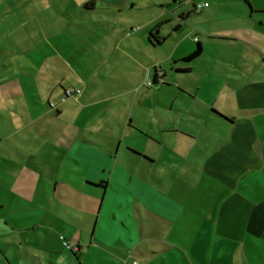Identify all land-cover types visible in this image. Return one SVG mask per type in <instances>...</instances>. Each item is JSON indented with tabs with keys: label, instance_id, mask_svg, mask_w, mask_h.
Segmentation results:
<instances>
[{
	"label": "rangeland",
	"instance_id": "rangeland-1",
	"mask_svg": "<svg viewBox=\"0 0 264 264\" xmlns=\"http://www.w3.org/2000/svg\"><path fill=\"white\" fill-rule=\"evenodd\" d=\"M205 1L213 9V21L205 27L183 25L173 33L171 25L177 21V13L172 12L175 4L171 0H143L147 7L138 12L137 23L141 26L151 22L149 27L157 26L160 34L166 36L148 54L140 49L133 52L126 44L133 32L127 34L120 26L112 27V21L102 22L98 29V25L91 26L92 22H84L78 15L66 21L61 11L52 6L53 9L45 6L46 10L42 9L44 6L37 7L38 21L27 22L19 30L14 27L11 33L0 31L4 48L0 49V79L13 81L26 94L33 85L44 90L53 84L56 93L70 87L78 91L65 99L63 93L62 97L49 98L43 91L54 106L52 116L55 108L62 107L64 114L53 118L52 125L43 124L50 134L38 139L40 143L52 142L51 137L60 134V128L73 124V112L86 104L81 124L84 132L93 131L101 144L111 133V140L122 147L114 165L115 174L120 176L118 181L113 179L111 189L123 199L130 195L118 185L132 171L131 166H139L135 174L168 193L179 184L188 185L180 187L182 190L190 185L188 202L204 210L205 202L216 191H230L233 197L262 192L264 153L260 156L258 149L264 143V46L252 45L247 34L264 39V0L248 1L250 5L243 0ZM97 8L92 18L107 14L105 9ZM11 16L4 22V29L26 14L21 11ZM88 25L96 34L89 33ZM47 33L54 36L46 37ZM194 37L200 40L202 52L191 62L182 63L179 59L196 47ZM137 60L146 65L154 63L157 84H148L152 71L147 75ZM183 65L192 66L190 73L174 74L173 67ZM141 77L143 87L140 85L137 93L130 91ZM18 78L19 83L15 82ZM6 96L12 98L10 92ZM46 98L35 97L32 101L26 97L23 103L28 109L37 106L51 110ZM9 102L5 101V105ZM14 103L18 105L16 100ZM9 110L6 108V115ZM129 117L132 129L127 126ZM222 117L233 120L234 125ZM10 119L16 123V119L6 118V125L11 124ZM126 148L155 163L149 166L140 158L127 157ZM59 156L55 154L54 161ZM212 199V205H221V199ZM115 209L116 219L111 222L118 234L125 238L130 235L137 245L131 259L138 264H244L245 257L246 264H264L263 240H243L236 228L221 223L209 228L196 213L189 217L190 212H185L173 228L149 221L141 229L128 217V230L117 222L123 213ZM236 216L230 215V223L241 220ZM102 221L110 226L108 215ZM190 244L194 252L189 250ZM150 245L155 247L154 253L148 252Z\"/></svg>",
	"mask_w": 264,
	"mask_h": 264
},
{
	"label": "crops",
	"instance_id": "crops-1",
	"mask_svg": "<svg viewBox=\"0 0 264 264\" xmlns=\"http://www.w3.org/2000/svg\"><path fill=\"white\" fill-rule=\"evenodd\" d=\"M171 1L175 4L172 12L177 13V21L171 25L173 33L179 32L183 25L205 27L213 21V9L209 8V4L199 12L193 9L195 3H207L205 0ZM243 1L247 5L251 3V0ZM146 3L143 0H0V31L11 33L15 30L14 27L19 30V27L26 26L27 22L38 21L40 14L36 13V10L41 6H44L43 10H46L45 6H52L61 11L66 21L78 15L83 17L84 22H92L91 26L98 25V29L101 28L102 22L112 21V27L120 26L121 30L128 31L133 26H140L136 21L140 14L138 12L147 7ZM97 7L105 9L107 14L104 17L92 18ZM21 11L26 16L17 23H11L12 27L4 29V22L12 19V14ZM135 11L138 14H135ZM50 19L52 22L53 18ZM150 23H143L126 38V44L133 52L138 53L140 49L144 54H148L150 49L155 50L165 41L166 36L160 34L157 26L149 27ZM91 26L87 28L89 33L96 34L91 30ZM150 34H154L160 40L159 43H156ZM45 36L54 35L47 33ZM247 36L252 45L264 46V39L249 33ZM194 41L201 45L199 39ZM117 45L120 43H116ZM0 49H4L1 43ZM187 55H183L179 61L191 62L192 60H183ZM137 62L144 66L147 75L152 71L151 85L157 84V67L154 63L146 65L143 60ZM173 68L174 74L190 73L192 66ZM163 75L166 76L165 71ZM142 80L143 77L129 90L137 93L140 85L143 87ZM16 81L19 83V78ZM28 90L26 94L16 87L13 81L0 79V264H138L136 260L131 259L137 245L132 243L130 235L125 238L121 233L118 234V228L111 222V219H116L115 208L123 213V217L117 222L128 230V217L140 224L141 229L149 221L168 224L173 228L179 224L182 214L190 212L189 217L198 214L209 228L221 223L224 227L227 225L228 228H236L237 235L243 240L247 238L250 241L256 237L264 241V191L253 192L247 197H233L230 191H216L211 194L210 201L205 202L208 207L204 210L198 205L191 206L188 202L192 192L190 185L182 190L180 187L188 185L179 184L176 190L173 187L171 193H168L153 187L146 178L135 174V171L140 170L139 166H131L132 171L127 173V178L118 185L123 192L130 195L129 199L127 195L123 199L111 189L113 179L118 181L120 176L119 173L115 174L114 165L116 166V156L122 147L116 146L111 140V133H108L109 137L101 144L93 131L84 132L81 124L87 105L83 104L82 108L73 112V124L60 128V134L56 133L55 137H51L52 142L40 143L39 137L50 134L43 124L52 125L53 118L64 114L61 107L55 108V115L52 116L53 112L45 92L47 91L49 98L62 97L64 88H60V92L56 93L53 84L46 85L44 90L33 85ZM7 92H10L11 99L6 96ZM26 97L31 100L35 97L41 100L46 98L51 110L37 106L28 109L23 103ZM8 100L10 102L5 105ZM6 108L11 109L7 115ZM6 118L16 119V123L10 119L11 124L6 125ZM129 118L127 126L132 129L133 127L128 125L132 120ZM222 118L233 125L235 123L233 120ZM44 120L46 121L42 122ZM30 144H42V147L33 148ZM263 146L262 141L258 149L260 156L264 153ZM125 153L131 159L140 158L146 165L155 163V160L130 148H126ZM55 154H60L59 160L54 161ZM123 169L125 168H121L122 172ZM214 197L221 199L219 207L212 205ZM232 214L239 216L241 220H231L230 223ZM107 215L110 226L102 221V217ZM61 237L67 241L70 248L62 244ZM150 246L148 252L154 253L155 247ZM189 250H195L191 244ZM244 261L246 264V257Z\"/></svg>",
	"mask_w": 264,
	"mask_h": 264
},
{
	"label": "built area",
	"instance_id": "built-area-1",
	"mask_svg": "<svg viewBox=\"0 0 264 264\" xmlns=\"http://www.w3.org/2000/svg\"><path fill=\"white\" fill-rule=\"evenodd\" d=\"M174 1H176V2H181V0H174ZM207 5H208V3H206V2H204V3H195V4L193 5V9H194V11L199 12L203 7H206ZM138 28H139L138 26H133V27H131V28L128 30L127 34H131L132 32L136 31ZM194 40H197V38L194 37ZM148 84L150 85V84H151V81H148ZM77 92H78V91H75L73 88H67V89H64V92H63L64 95H63L62 99H65V98H67V97H69V96H72V95L76 94ZM50 106H51V107H54L52 103L50 104ZM61 239H63V237H61ZM62 244H63L64 246L70 248L69 244H68L67 241L64 240V239L62 240ZM133 264H134V263H133Z\"/></svg>",
	"mask_w": 264,
	"mask_h": 264
},
{
	"label": "trees",
	"instance_id": "trees-1",
	"mask_svg": "<svg viewBox=\"0 0 264 264\" xmlns=\"http://www.w3.org/2000/svg\"><path fill=\"white\" fill-rule=\"evenodd\" d=\"M150 35H151V37H153V39L156 43H159L160 40H158V38H156V36L154 34H150ZM200 53H201V45L199 42H197L195 49L189 55H187L183 60L184 61H191V60L197 58L200 55ZM152 83L153 82L151 81V84Z\"/></svg>",
	"mask_w": 264,
	"mask_h": 264
}]
</instances>
